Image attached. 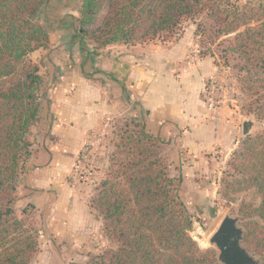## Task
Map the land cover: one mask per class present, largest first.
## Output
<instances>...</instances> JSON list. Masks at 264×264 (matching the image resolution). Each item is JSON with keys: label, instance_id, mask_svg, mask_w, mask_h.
Instances as JSON below:
<instances>
[{"label": "trees", "instance_id": "trees-1", "mask_svg": "<svg viewBox=\"0 0 264 264\" xmlns=\"http://www.w3.org/2000/svg\"><path fill=\"white\" fill-rule=\"evenodd\" d=\"M96 1L83 0L81 16L73 18L83 47L88 40L97 49L165 40L186 21L211 20L216 38L232 37L225 63L229 53L236 55L237 81L247 101L243 111L264 120V13L233 0H105L106 16L96 24ZM50 3L0 0V264H32L40 249L37 209L18 211L16 202L33 153L32 129L48 92V77L32 54L49 48L42 13ZM122 122L114 125L110 164L93 200L104 234L116 247L71 264H221L215 249H201L191 235L193 217L180 195L183 178L172 174L169 142L152 136L138 117ZM229 165L222 195L233 202L234 194L254 191L261 199L259 206L242 208L243 243L264 256V131L246 137Z\"/></svg>", "mask_w": 264, "mask_h": 264}, {"label": "crops", "instance_id": "crops-1", "mask_svg": "<svg viewBox=\"0 0 264 264\" xmlns=\"http://www.w3.org/2000/svg\"><path fill=\"white\" fill-rule=\"evenodd\" d=\"M73 4V0H53L42 13L57 51L78 44L73 18L79 10L60 13L62 6ZM80 44L82 48V40ZM185 44L186 39L168 48L158 42L114 45L99 55L83 48L75 55L80 58L78 66L65 62V68L51 72L48 94L41 100L39 120L33 127V153L18 188L17 203L19 207L35 206L41 217V238L44 218L55 236L93 235L91 228L98 219L90 212L93 190L70 187L66 177L90 130L106 115L115 117L130 110L136 117L144 115L152 136L179 142L180 147L189 139L201 149L216 142L215 124L208 121L203 100L208 69L196 55L191 56L189 66L177 62L189 52ZM57 51L49 56V64L57 62L55 57L61 54ZM64 54L73 62L74 54ZM176 152L173 149L174 155Z\"/></svg>", "mask_w": 264, "mask_h": 264}, {"label": "rangeland", "instance_id": "rangeland-1", "mask_svg": "<svg viewBox=\"0 0 264 264\" xmlns=\"http://www.w3.org/2000/svg\"><path fill=\"white\" fill-rule=\"evenodd\" d=\"M52 1L53 0H51V3ZM73 1L76 2L77 6L76 4L72 6H62L61 15L69 14L68 12L76 13L82 8L83 0ZM233 1L240 6H251L257 14L264 13V0ZM96 2L97 7L101 9L95 16V23L100 24L106 16L107 5L105 0ZM78 16H81V14H78ZM185 39V45L188 44L189 52L187 51V55L185 53L182 54L177 62L180 63V65L184 64V66H189L188 63L191 60V56L196 55L206 64L208 73L205 78L206 85L203 93V100L205 102V113L207 114L208 121L215 124L213 129L217 132V137L216 142L211 144L208 148L205 146L203 149L194 147L195 140L189 139L184 140V144L181 147L179 142H174L173 144L171 141H168L169 146L167 149L172 161L173 176H181L183 178L180 195L187 204L189 212L193 217L194 227L191 235L201 249L207 250L214 249V246L210 243V238L225 217L237 219L239 226L243 231H246L242 215L243 206L247 204L259 206L261 203V199L254 191H243L234 194L233 196L235 199L233 202H229L222 195V182L228 178L229 171L231 170L229 163L235 152L241 148L243 140L248 137L243 133L244 122L252 121L255 124L249 135L255 136L264 131V120L258 118L255 114H248L243 111L242 106H244L247 101L246 96L240 91V85L237 81V70L234 67V65L236 66L237 64L235 61L236 55L229 53V56H231L230 64L225 63V50L230 46L232 37L216 38L215 25L211 20L204 18L186 21L173 37L165 40L158 38L150 41V43L158 42V44H164L163 46L168 48L172 47L173 44L178 43L180 40ZM80 40V38H77L76 43L78 44L73 46V49L61 48L58 51L56 47L54 48L52 46L50 40L49 48L39 50L32 54V60L40 63L44 73L49 78L52 71H56L62 67L65 68V62L73 63L78 66V60L80 58L76 57L75 59V55H80L83 48H86L94 55L101 54L100 52H103V50L107 48L97 49L89 40L86 42L87 46L81 48L82 45L80 44ZM56 51L57 54L61 53L58 57H55L57 62L55 64H49V56ZM64 53L74 54L75 61L73 60L72 62ZM177 67L181 69L179 64ZM211 88L214 93H211ZM129 104L133 107L136 106V103L132 101H130ZM120 113L116 114L115 117L106 115L103 122L89 132V135L94 131H104L105 133L104 142L107 155L102 157L99 162V174L96 183L90 185H73L69 179L70 172H68L66 177V183L70 187L80 186L93 190L91 191L93 195L89 199L90 212L92 217L95 214L99 219L94 223L95 227L91 228V234L93 235L88 238H78V236H55L52 234V230L49 224L45 222L44 218V238H41V217L36 211L33 222L40 230V249L32 264L85 263L89 260L90 256L99 254L102 249L116 247L104 234L103 219L100 213L93 207V200L101 189V182L110 164V155L114 149L115 143L113 140L114 125L120 128L123 126L122 120L124 118L136 117L132 110ZM109 116L112 119H108ZM138 118L142 119L146 125L144 115H140ZM184 137L186 138V136ZM173 149L177 151L175 155ZM25 177L21 180L20 184ZM17 203L18 194L16 202L17 210L21 211L26 207H19ZM33 207L35 208V206ZM28 209L30 212L32 211V207ZM244 247L246 248L245 245ZM250 253L259 261V264H264V256L252 252Z\"/></svg>", "mask_w": 264, "mask_h": 264}, {"label": "water", "instance_id": "water-1", "mask_svg": "<svg viewBox=\"0 0 264 264\" xmlns=\"http://www.w3.org/2000/svg\"><path fill=\"white\" fill-rule=\"evenodd\" d=\"M255 124L245 121L243 133L249 136ZM244 231L238 220L225 217L212 237L210 243L218 253L221 264H259V261L243 245Z\"/></svg>", "mask_w": 264, "mask_h": 264}, {"label": "built area", "instance_id": "built-area-1", "mask_svg": "<svg viewBox=\"0 0 264 264\" xmlns=\"http://www.w3.org/2000/svg\"><path fill=\"white\" fill-rule=\"evenodd\" d=\"M211 93H214L212 88ZM104 140V131H94L88 135L70 170L69 179L73 185L96 183L99 174V162L102 157L107 155Z\"/></svg>", "mask_w": 264, "mask_h": 264}]
</instances>
